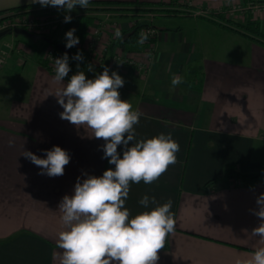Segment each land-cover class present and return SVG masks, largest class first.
I'll use <instances>...</instances> for the list:
<instances>
[{
  "label": "crops",
  "instance_id": "obj_1",
  "mask_svg": "<svg viewBox=\"0 0 264 264\" xmlns=\"http://www.w3.org/2000/svg\"><path fill=\"white\" fill-rule=\"evenodd\" d=\"M184 1L195 8L192 14L156 20L160 32L149 69H139L150 59L133 38L126 46L110 44L102 66L84 73L95 78L107 66L109 74L121 75V99L143 113L135 125L137 140L171 132L180 145L177 163L154 183L131 184L125 202L135 216L145 210L139 203L144 195L158 204L172 200L175 231L159 251L158 264H244L256 247L264 246L250 235L261 223L253 210L264 193V180L250 185L227 178L226 171L264 170V45L225 27L230 23L215 15L248 0ZM34 4L39 3L0 0V11ZM202 10L206 13L198 15ZM252 19L264 31V14ZM236 21L245 23L247 16ZM89 29L84 44L90 42ZM13 41L27 47L15 50L0 69V264H60L61 200L73 193L78 177L102 176L115 165L104 157L103 139L86 125L60 118L63 108L55 92L71 78L75 63L69 62L68 75L57 82L43 56L33 53L35 44L19 37ZM108 41L102 33L96 45L100 53ZM117 52L123 53L124 62L113 63ZM174 75L184 83L170 91ZM56 145L70 156L60 176L41 174L23 155L27 150L46 158ZM123 149L118 146L121 156Z\"/></svg>",
  "mask_w": 264,
  "mask_h": 264
},
{
  "label": "clouds",
  "instance_id": "obj_2",
  "mask_svg": "<svg viewBox=\"0 0 264 264\" xmlns=\"http://www.w3.org/2000/svg\"><path fill=\"white\" fill-rule=\"evenodd\" d=\"M90 0H31L41 6L62 8L70 13L77 5L87 9ZM72 17L65 15V22ZM75 28L66 32V48L79 43ZM150 32L140 34L143 44ZM115 36L122 33L116 29ZM75 60L83 59L77 52ZM69 56L55 58V77L63 82L70 71ZM89 70L92 66L89 65ZM184 83L180 76H173L171 89ZM124 79L116 71L103 72L95 78H86L84 71L74 73L55 96L63 111L60 118L76 126H87L97 139H103L104 157L115 168H108L102 176L86 175L77 178L74 191L65 195L59 204L63 230L58 233L57 247L62 250L60 264H158L159 251L165 247L168 236L175 231L176 220L171 211L172 200L156 203L155 197L144 195L139 203L145 209L135 216L125 206L133 183L151 184L177 163L179 143L172 133H160L147 139L137 140L135 125L143 113L134 109L129 100L121 99L119 88ZM12 143L11 141L9 142ZM123 145V154L118 146ZM39 166L41 174L60 176L70 162L66 150L56 145L47 150L46 158L31 151L23 154ZM254 214L261 223L250 235L264 241V193L256 200ZM155 205L154 207H150ZM150 209V210H149ZM244 264H264V246L254 249Z\"/></svg>",
  "mask_w": 264,
  "mask_h": 264
},
{
  "label": "built area",
  "instance_id": "obj_3",
  "mask_svg": "<svg viewBox=\"0 0 264 264\" xmlns=\"http://www.w3.org/2000/svg\"><path fill=\"white\" fill-rule=\"evenodd\" d=\"M205 13V10L197 12L198 15H204ZM218 13H222L231 19L237 18L240 14L242 16L248 15L256 17L264 14V0H248L247 2L227 7ZM98 15L99 17L95 19L94 23L92 24V28L89 29V32H91L90 42H86V44H84L85 42L78 43L71 48L72 51L75 54L77 52L84 51V55L82 54V60L87 65H102L104 61L105 50H103V53H100L98 50H96V45L99 43L97 41L100 40L102 33H106L108 35L109 41L105 43L110 46V44H114L131 30L137 29L139 40L140 34L142 32H150L148 39L143 44L139 43V46L143 48V51L146 52L148 58L150 59L149 64H142L138 66L140 70H144L146 68L149 69L151 61L156 57V44L160 32L158 27L154 24L155 15L153 13L147 12L140 13L139 15L122 16L120 13L113 11H102ZM124 19H129V21L125 22L123 21ZM56 21H63V23H65V18L58 19L55 16L44 18L42 16L36 17L33 15H25L14 19L13 21L11 20V22L4 23L2 26H0V30L19 26L26 28L35 34L48 37L50 33L54 32ZM116 29H119L122 33L120 38L115 36ZM15 50H21V48L14 42H2V44H0V68H3L7 64L8 59ZM57 51L59 50L56 48V45H53L51 46L48 54V58L50 59L49 66L54 71V59L58 53ZM124 60L126 59L121 52H117L112 59L113 63H119L122 61L124 62Z\"/></svg>",
  "mask_w": 264,
  "mask_h": 264
},
{
  "label": "trees",
  "instance_id": "obj_4",
  "mask_svg": "<svg viewBox=\"0 0 264 264\" xmlns=\"http://www.w3.org/2000/svg\"><path fill=\"white\" fill-rule=\"evenodd\" d=\"M79 6V5H77ZM42 7H45L43 10L48 11L49 9L58 10L59 13H65L62 8L53 7V6H41L40 4H34L30 6H21L13 9L3 10L0 11V21L8 20L19 16L25 13H34L42 11ZM50 7V8H48ZM80 7V6H79ZM81 13L71 14L72 17L70 22H65L62 25L60 34L58 36L52 37L55 41V45L62 43L66 45V32L69 29L75 28L74 35L79 38V43L85 40L89 27L93 24L94 20L96 19L95 16L87 13V12H101V11H115L120 13L122 16H130V15H139V13H153L155 15L154 24H156V20L163 16L168 17H176L179 15H190L195 11V8L190 5L189 2H180V0H170L169 2L159 3V4H143L141 2L135 3H124V2H106V1H91L87 9L82 8ZM218 19H223L225 15L222 13L215 14ZM215 17V16H214ZM214 17H210L214 21H217ZM230 23V24H229ZM228 26L224 25L225 27H229L230 29L244 34L249 38L258 41L264 45V31L257 20L252 19V16H249L245 23L237 22L235 20L228 22ZM158 27V26H157ZM159 29V28H158ZM138 38L137 29L131 30L125 36L120 38L114 44L126 46L128 41L131 39ZM139 39V38H138ZM137 40V39H136ZM27 41V40H26ZM31 45H34L32 42H28ZM139 45V42H135ZM62 53V52H61ZM64 53H62L63 55ZM76 55V54H75ZM69 60H75L73 57L69 56ZM83 62V60H80ZM84 63V62H83ZM50 70L52 69L48 62L44 63ZM226 177L234 180H243L248 184H254L256 182H260L264 180V170L257 172V173H241L237 171L234 167L228 168L226 171ZM213 183V181H212Z\"/></svg>",
  "mask_w": 264,
  "mask_h": 264
},
{
  "label": "rangeland",
  "instance_id": "obj_5",
  "mask_svg": "<svg viewBox=\"0 0 264 264\" xmlns=\"http://www.w3.org/2000/svg\"><path fill=\"white\" fill-rule=\"evenodd\" d=\"M45 7H42L41 9H42V11H40V12H34V13H25V14H21V15H19V16H16V17H14V18H11V19H8V20H2V21H0V26H2L4 23H7V22H11V20L13 21L14 19H17V18H19V17H22V16H25V15H28V16H30V15H33V16H42V17H44V18H46V17H50V16H55L56 18H58V19H60V18H65V15H71V14H75V13H81V12H83L82 11V9H81V7H79V6H76L75 7V9L73 10V11H71L70 13H59V12H57L58 10H55V9H52V10H48V11H44L43 9H44ZM48 8H50V7H48ZM102 12V11H101ZM101 12H87V13H89V14H91V15H93V16H95V18H97V17H99V13H101ZM113 12H115V11H113ZM140 14V13H139ZM98 15V16H97ZM240 17L242 16L241 14L239 15ZM238 16V17H239ZM248 15H247V19H248ZM48 19V18H47ZM163 18H158V20L160 21V20H162ZM236 19L237 18H234V19H231V18H229V17H227V16H225L224 18H223V20H224V23H228V22H230V21H233V20H235L236 21ZM95 21V20H94ZM159 21H158V23H159ZM94 23V22H93ZM62 25H63V21H56V23H55V27H54V32L53 33H50L49 35H48V37L49 38H52V37H54V36H58L59 34H60V31H61V28H62ZM53 28V27H52ZM59 37V36H58ZM16 38V36H14V35H8V36H6L4 39H2L1 41H0V44H2V42L3 41H9V42H14L13 40ZM19 38H23L24 40H27V42H32V43H34L35 44V46H36V48H34V49H36V50H33V53L38 57V56H40V55H42L43 56V59H44V62H48V65H49V61H50V59L48 58L49 57V51H50V49H51V46H53V45H51V44H49V43H47L45 40H39V41H37V42H35V41H33L32 39H30V38H26L25 36H19ZM137 40H136V42H139V39L137 38V37H135ZM107 43V42H106ZM24 44V43H23ZM55 46V45H54ZM26 47H27V45H23V47L21 48V50H19L20 52H24V50L26 49ZM30 47V46H29ZM81 47V46H80ZM108 45L107 44H105V46H104V50L106 51L107 49H108ZM99 49V46H96V50H98ZM99 51V50H98ZM58 53H57V55H56V58H58V57H61V56H63L62 55V53L61 52H59V51H57ZM61 53V54H60ZM80 53H82L83 55H84V51H81ZM82 55V56H83ZM70 62V60L68 61V63ZM75 63V69H74V71L76 70V68H80V71H88V72H93V69L92 70H89V66L88 65H86L85 63H83L82 61H77V60H72V63ZM55 63V62H54ZM92 66V68L93 67H98V66H102V65H91ZM0 69H2V68H0ZM2 71V70H1ZM71 71H72V69H71ZM74 71L72 72V74H74Z\"/></svg>",
  "mask_w": 264,
  "mask_h": 264
},
{
  "label": "water",
  "instance_id": "obj_6",
  "mask_svg": "<svg viewBox=\"0 0 264 264\" xmlns=\"http://www.w3.org/2000/svg\"><path fill=\"white\" fill-rule=\"evenodd\" d=\"M8 35H14L16 37L25 36L26 38H30L35 42H37L39 40H45L47 43H49L51 45H55V41L52 38H49V37L44 36V35L35 34L33 32H30L26 28L19 27V26L18 27H9V28H5V29L0 30V41ZM56 48L62 53L67 52L68 56H70V57H75V53L72 51V49L66 48L65 44H62V43L56 44Z\"/></svg>",
  "mask_w": 264,
  "mask_h": 264
}]
</instances>
